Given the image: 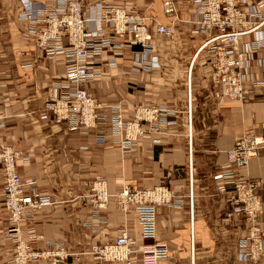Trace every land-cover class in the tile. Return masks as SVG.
Returning <instances> with one entry per match:
<instances>
[{"label": "crops", "instance_id": "1", "mask_svg": "<svg viewBox=\"0 0 264 264\" xmlns=\"http://www.w3.org/2000/svg\"><path fill=\"white\" fill-rule=\"evenodd\" d=\"M126 1L144 5L146 13L167 21L164 0ZM123 2L116 0L118 4ZM176 4L183 19L195 13L193 0H176ZM23 8L22 0H0V115L5 121L0 126V145L9 144L29 156L27 160H18L23 178H36L41 190L58 192L65 198L36 209L27 225L46 239L69 240L79 254L70 256L65 264H99L88 252L92 244L114 241L124 223L139 242L165 241L169 246L168 260L181 263L191 260L193 214L195 264H248L240 258L237 244L248 230L250 220L233 211L237 204L234 185L227 184L221 189L224 179L215 174L228 167L229 149L244 130L264 131V86L254 87L246 82V100L213 96L212 89L207 87L213 58L204 50L196 61L191 89L185 77L190 60L210 33L196 31L185 21L179 25L178 42L162 33L156 34L161 67L133 68V58L140 46L128 39L123 52L114 55L106 50L98 60L92 61L100 72L82 85L105 105L121 102L127 118L134 116L136 104H167L171 108L168 121L142 136L136 146L124 153L115 143L110 128L106 130V140L99 142L95 132L81 133L63 122L40 117L50 86L64 76L65 56L40 54L36 38L24 33L25 22L19 18ZM168 48L176 49L184 59L169 58L165 51ZM262 55L264 50H257L252 64L254 74L264 78V71L257 64ZM111 57H116L117 62L111 63ZM189 105L192 106L193 181L189 167ZM235 171L259 180L257 192L264 200V145L248 166ZM99 174L107 178L112 193L123 183L140 188L166 184L185 199L181 206H157L155 237L144 236L136 210L123 212L114 197L100 211L107 220L94 231L86 224L92 214V203L86 194L90 191L89 182ZM3 192L0 166V264H10L13 242L4 234L8 213ZM257 221L264 229V211ZM33 243L43 244V240ZM257 264H264V257Z\"/></svg>", "mask_w": 264, "mask_h": 264}, {"label": "built area", "instance_id": "2", "mask_svg": "<svg viewBox=\"0 0 264 264\" xmlns=\"http://www.w3.org/2000/svg\"><path fill=\"white\" fill-rule=\"evenodd\" d=\"M193 1L196 6V14L191 19L194 30L210 33V36L203 39L197 48L192 65L200 52L207 50L213 58L212 82L207 86L212 89L213 96L246 100L248 91L244 82L251 72L256 51L264 48V0ZM22 3L24 8L19 18L25 22L24 33L36 38L40 54L65 56L66 72L63 78L54 80L50 86L49 97L40 114L42 119L63 122L69 129L81 133L95 132L99 142L106 140V125L109 123L114 141L124 153L129 152L142 136L168 121L171 107L167 104H136L134 116L127 118L121 102L105 105L96 101L82 82L100 72L92 61L98 60L106 50H111L114 55L123 52L128 39L140 45L133 58V68L161 67L156 34L169 36L174 33L180 17L176 0L163 1L167 21L146 13L144 5L126 0L121 4L116 0H22ZM244 35L249 36L248 39L242 40ZM109 60L117 62L116 57ZM259 64L264 66L263 57L259 58ZM190 75L189 71V79ZM253 83L261 85L264 80L254 79ZM107 106L108 109H103ZM3 119L0 116V126L5 124ZM188 121L189 167L193 181L191 105L188 107ZM262 145L264 131L244 130L229 149L228 167L215 174L217 178L224 179L221 189H225L227 184L234 185L237 204L233 211L244 214L250 220L248 230L237 244L240 258L248 264H257L264 257V229L257 221L264 211V200L257 192L259 180L238 174L235 169L248 166L251 159L259 154ZM28 157L14 146L0 145L4 205L8 213L4 234L13 242L9 263L47 261L49 264H65L70 256L79 254L73 250L69 240L46 239L27 225L33 220L36 209L65 199L61 193L41 190L37 187L36 178L21 176L18 160H27ZM89 188L90 192L86 195L93 209L86 224L96 231L107 220L100 215V211L107 207L111 193L107 178L100 174L92 178ZM115 195L118 208L125 213L134 208L143 235L152 237L158 230L157 206H181L185 199L183 194L166 184L140 188L123 183ZM190 198L193 200V194ZM195 238L192 214L190 262H170L169 246L165 241L139 242L127 223L119 227L114 241L93 243L88 252L99 264H195ZM37 239H42L43 244H34Z\"/></svg>", "mask_w": 264, "mask_h": 264}, {"label": "bare ground", "instance_id": "3", "mask_svg": "<svg viewBox=\"0 0 264 264\" xmlns=\"http://www.w3.org/2000/svg\"><path fill=\"white\" fill-rule=\"evenodd\" d=\"M90 7V6H89ZM179 13H180V11H179ZM196 14V7H195V13L193 14V15H191L190 17H188V18H186V19H183L182 17H181V15H180V17H179V19H178V22L176 23V27H175V31H174V33L172 34V35H169V36H167V37H169V38H174V39H176L177 37H178V28H179V25H180V23L182 22V21H185V22H187V24H188V26L189 27H191V28H193V29H195V27H194V25H193V23H192V21H191V19L194 17V15ZM165 35V34H164ZM245 36L246 35H244V36H242V40H245V39H248V38H245ZM157 47H158V45H157ZM264 50V48L263 49H261V51H263ZM204 51V50H203ZM158 54V53H157ZM158 56H159V54H158ZM260 57H263L264 58V55H262V56H260ZM259 57V58H260ZM159 58H160V56H159ZM259 58H258V62H257V64H258V66L260 67L259 69L262 71V69L264 68V66H260V64H259ZM193 59H194V56H192V58H191V60H190V63H189V67H188V69H187V73H186V76H187V80H188V86L192 89V82H191V80H192V75H193V71H194V68H195V64H196V61L198 60V58L196 57V59H195V61L193 62V65H192V61H193ZM198 62V61H197ZM160 63H161V59H160ZM136 69H138V68H136ZM254 67H253V64H252V68H251V72H249L248 73V75H247V78H246V80H245V82H244V84L246 85V82H250L251 84H252V86H254V87H262V86H264V83L263 84H261V85H254V83H253V81H254V79H257V80H264V78L263 77H260V76H258V78H254V76L253 75H255L254 74ZM140 70V69H139ZM191 72V75H190V79H189V76H188V72ZM65 72H66V69H65ZM211 73H212V69H211V72H210V75H209V82H208V85H210V83L212 82V77H211ZM256 76V75H255ZM257 77V76H256ZM191 89L189 90L190 92H191ZM88 91L92 94V96H93V93L88 89ZM94 97V96H93ZM234 99H236V98H234ZM238 99V98H237ZM96 100V99H95ZM97 101V100H96ZM99 102V101H98ZM116 103V102H115ZM110 105V104H109ZM189 107V106H188ZM106 109H108V106L107 107H105ZM105 108H103V109H105ZM1 116V115H0ZM107 128H110L111 129V124H107L106 125V129ZM110 131H112V129L110 130ZM91 133V132H90ZM93 134H94V132H92ZM107 135V134H106ZM142 140V139H141ZM189 142V141H188ZM136 146V145H135ZM189 146H190V143H189ZM17 149V148H16ZM192 153H193V150H192ZM189 157H190V148H189ZM193 165V164H192ZM241 167H244V166H241ZM236 168H240V167H236ZM108 181V180H107ZM108 188H109V182H108ZM90 189V188H89ZM110 191V190H109ZM90 192V191H89ZM4 193V192H3ZM110 193H111V197H110V200H109V202H108V204L110 203V201L112 200V198L114 197L115 198V202H116V204H117V207H118V203H117V200H116V195H115V193H112L111 191H110ZM192 195V194H191ZM260 198V197H259ZM108 204H107V206H108ZM192 205V204H191ZM92 209H93V205H92ZM38 211V210H37ZM36 213V212H35ZM41 240V239H40ZM240 255V254H239Z\"/></svg>", "mask_w": 264, "mask_h": 264}, {"label": "rangeland", "instance_id": "4", "mask_svg": "<svg viewBox=\"0 0 264 264\" xmlns=\"http://www.w3.org/2000/svg\"><path fill=\"white\" fill-rule=\"evenodd\" d=\"M143 6V5H142ZM178 37L176 38V39H174V38H172V40L174 41V43L177 41L178 42ZM140 46V45H139ZM140 48V47H139ZM166 51V53H167V56L169 57V58H172V57H177L178 59H180V60H183L184 59V57L183 56H179L178 55V51L176 50V49H172V48H168L167 50H165ZM185 77L187 78V76L185 75ZM1 165V164H0Z\"/></svg>", "mask_w": 264, "mask_h": 264}]
</instances>
